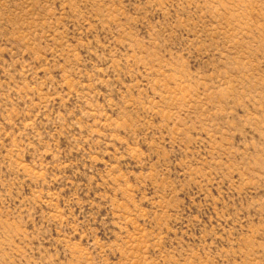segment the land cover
I'll use <instances>...</instances> for the list:
<instances>
[{
  "label": "rangeland",
  "instance_id": "obj_1",
  "mask_svg": "<svg viewBox=\"0 0 264 264\" xmlns=\"http://www.w3.org/2000/svg\"><path fill=\"white\" fill-rule=\"evenodd\" d=\"M0 264H264V0H0Z\"/></svg>",
  "mask_w": 264,
  "mask_h": 264
}]
</instances>
